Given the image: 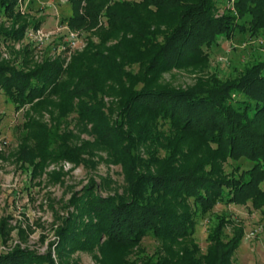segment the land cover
<instances>
[{
    "label": "trees",
    "instance_id": "obj_1",
    "mask_svg": "<svg viewBox=\"0 0 264 264\" xmlns=\"http://www.w3.org/2000/svg\"><path fill=\"white\" fill-rule=\"evenodd\" d=\"M67 1L72 8V15L66 21L69 31L91 32L100 26L101 19H105L108 37L102 41L119 31H123L124 36L111 46H105L103 41L96 47L90 41L87 48L72 56L66 65L57 59L44 61L32 68L16 67L10 62L0 63V92L15 108L28 105L40 112L53 104L57 113L52 110L50 113L53 117L56 115L57 122L65 121L69 114L76 112L78 123L93 116L95 109L92 107L106 93L105 79L129 77L133 84L117 95L119 110L113 124L107 125L99 120L91 127L96 143L105 141L108 147H113L124 142L121 147L124 157L120 163L125 169L126 189L122 193L102 196L93 190L96 183L91 179L83 192L73 193L68 205L74 207L75 214L70 213L69 217L62 219V224L55 231L57 242L51 244L58 253H63L66 246L88 247L100 240L114 249L129 250L138 247L145 236L151 235L167 242L163 248L166 258L172 251L171 243L178 239H191L196 213H204L221 202L241 204L251 201L256 208L262 207L264 57L233 80L212 78L206 85L188 89L157 86L146 76L149 70L162 66L167 69L189 58L202 56L203 46H209L222 37L230 38L242 27L235 17L231 14L215 16L214 0ZM20 2L0 0V12L19 18L22 13L16 9ZM238 2L254 17L256 15V21L261 23L264 0ZM151 8L172 18L173 27L166 26L161 43L156 40L158 32L149 22L140 19V15L151 12ZM38 23L31 22L36 27ZM27 26L23 20L18 29L5 35L21 37ZM155 48L152 58L146 56L149 49ZM142 56L148 57L147 66H144ZM126 59L137 62L146 70V73L142 70L144 75L140 80L137 74L124 70L126 65L133 63L122 62ZM138 83H141L140 87H136ZM53 98L57 101L54 102ZM141 116L149 118L148 126L139 125ZM31 117L29 120L35 132L30 130L22 138L19 157L23 164L33 166V152L39 151L42 161L50 155H57L53 150L56 148L54 144L63 135L58 127L48 128ZM156 124L158 127L168 126L167 136L159 137L162 132L159 128L155 133L146 131L151 127L155 130ZM153 134H156L153 138L149 137ZM190 134L196 135L201 144H206L211 155L195 160L187 157L181 161L182 156L178 158L176 153L180 150L181 141ZM149 138L155 141V147L148 148L149 158L143 159L139 153L141 143ZM29 140L35 142L36 151L30 147ZM160 147L166 150V157L164 164L157 165L156 148ZM60 151L57 157L74 161L73 155L80 150ZM76 157V161L79 159L81 162L78 154ZM227 159H244L251 166L244 170L234 169L233 174L226 176L218 161ZM189 201L195 206L193 210ZM84 216L87 217L85 220ZM75 223H79L76 232L71 230ZM225 223L220 218L209 233L211 245L208 255L202 260L204 264H230L240 245L242 228L235 229L232 237L224 241ZM80 238H86L84 243L79 244ZM190 246V249L184 248L177 258L184 257L187 264L202 263L194 257L196 246ZM31 256V253L20 256L13 251L0 255V264H30ZM49 261L54 264L52 259Z\"/></svg>",
    "mask_w": 264,
    "mask_h": 264
},
{
    "label": "rangeland",
    "instance_id": "obj_2",
    "mask_svg": "<svg viewBox=\"0 0 264 264\" xmlns=\"http://www.w3.org/2000/svg\"><path fill=\"white\" fill-rule=\"evenodd\" d=\"M238 1L214 0L215 16L231 14L242 27L230 38L222 37L209 46H203L202 56L189 58L167 69L162 66L157 70H149L147 73L137 62L126 59L122 62L133 63L126 65L124 70L133 75L137 74L140 80L144 75L142 74L144 69L152 84L173 89L206 85L212 78L227 81L241 76L247 68L260 62L264 57V12L259 23L255 19L256 15L254 17V14L246 11ZM17 8L22 16L15 17L16 19L0 12L2 64L10 62V65L16 67L32 68L44 61L57 59L66 65L72 56L84 51L90 41L98 47L104 41L102 39L108 37L107 23L105 19H101L100 26L91 32L77 33L75 47H66L63 37L68 31L67 18L72 15V8L67 0H21ZM151 9V12L142 13L140 19L149 22L153 30L158 32L156 40L161 43L166 26L173 27L172 18L162 16ZM23 20L28 26L23 29L21 37L5 35L18 29ZM31 22L39 23L36 27ZM123 36V31H119L105 40L104 45L116 44ZM155 50L156 48L149 49L146 56L152 58ZM116 60L120 61L119 58ZM143 60L144 66H147L148 57H144ZM105 81L106 93L100 97L99 103L92 107L95 109L93 116L78 123L76 112L69 114L65 121L57 122L55 119L57 109L53 104L40 112L28 105L15 108L0 92V255L13 251L20 256L31 253L30 264H50L51 259L54 264H187L188 260L185 262L183 256V258L177 256L183 253L184 248L190 249V245L194 244L197 248L194 257L202 262L210 251L208 235L221 218L226 222L223 230L224 241L232 237L235 229L243 230V238L231 257L230 264H264V205L256 208L251 201L241 204L216 203L210 210L201 214L196 213L195 230L191 239L187 241L178 239L176 243H171L172 251H169L170 255L166 258L163 248L167 242L151 235L145 236L138 247L129 250L114 249L102 243V240L88 247L84 245L80 247L81 249L66 246L63 253H58L51 245L57 242L55 231L62 224V219L69 217L70 213L75 214L74 207L68 205L71 195L83 192L91 179L96 183L93 190L102 196L115 192L122 193L126 189L125 169L120 163L124 157V149L121 148L124 142L113 147H108L105 141L96 143V135L91 131V127L99 120L107 125L113 124L119 110L117 95L121 90L131 86L133 81L129 77ZM140 85L141 83H138L136 87ZM53 100L57 101L54 98ZM51 110L55 113L54 117L50 113ZM30 115L35 117L34 121L42 122L48 128H59L63 135L62 139L54 144L56 148L51 147L57 155L64 149L80 150L73 155L74 161L57 155H50L42 161L37 151L33 152L35 159L33 166L21 162L19 153L22 138L30 130L35 132V127L31 126L29 120ZM138 121L139 125H149L148 117L141 116ZM155 128V130L152 127L148 130L146 128V131L155 133L159 128L163 132L159 137L167 136L168 126L163 124L158 127L156 124ZM155 135L149 137L153 138ZM168 138H171L170 135ZM28 142L36 151L33 145L35 142L32 140ZM58 145L63 146L60 148ZM152 146L155 147V141L151 138L141 143L140 157L148 159L149 153L146 150ZM156 150L157 155H153L158 159L157 165L164 164L166 150L162 147ZM76 154L81 162L79 159L76 161ZM209 155L211 152L208 151L206 144H201L194 134L184 137L180 143V150L176 153L178 158L182 156L181 161L187 157L195 160ZM218 163L226 176L233 174L234 169L244 170L251 166L244 159L219 160ZM189 204L193 210L195 206L192 201H189ZM86 218L84 216L83 220ZM78 225L79 223H75L71 230L78 231ZM76 234L80 236L79 232ZM85 239L80 238L79 244L84 243ZM161 261L163 262L159 263Z\"/></svg>",
    "mask_w": 264,
    "mask_h": 264
},
{
    "label": "built area",
    "instance_id": "obj_3",
    "mask_svg": "<svg viewBox=\"0 0 264 264\" xmlns=\"http://www.w3.org/2000/svg\"><path fill=\"white\" fill-rule=\"evenodd\" d=\"M63 38H64L63 41H65V43L67 44L66 47H68V48L75 47L77 33L68 30L67 34Z\"/></svg>",
    "mask_w": 264,
    "mask_h": 264
}]
</instances>
